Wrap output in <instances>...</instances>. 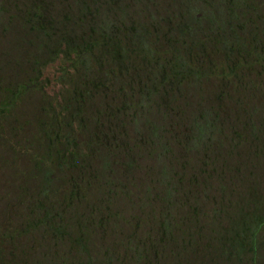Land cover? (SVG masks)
<instances>
[{"label": "trees", "instance_id": "trees-1", "mask_svg": "<svg viewBox=\"0 0 264 264\" xmlns=\"http://www.w3.org/2000/svg\"><path fill=\"white\" fill-rule=\"evenodd\" d=\"M188 1L185 10L158 18L131 12L120 0L68 1L76 12L59 17L43 13L36 0L20 11L44 61L36 58L29 80L7 91L0 119L24 94L42 92L40 69L55 60L58 93L43 96L38 131L44 149L36 158L40 182L34 192L26 190L31 199L22 207L24 224L0 225V264H112L106 253L102 261L90 257L95 220L86 216L84 205L98 198L80 192L96 183L105 194L100 183L112 170L110 163L127 157L124 167L132 169L144 154L159 162L156 179L142 189L147 206L156 205L150 207L157 211L150 224L155 236L146 231L143 239H127L116 264H164L169 258L175 261L168 264H195L199 257L215 264V246L223 264H258L264 225L258 204L240 205L217 243L197 236L202 224L197 194L208 184L198 177L206 172L210 149L231 119L229 103L235 135L253 141L264 135V103L251 102H264V0ZM252 69L257 78L247 83L246 71ZM210 82L216 84L213 92L206 87ZM192 93L204 101L189 104ZM158 112L166 114L164 123ZM191 153L201 156L198 173L188 171ZM57 180L61 185L54 187ZM107 219L101 215L97 222ZM186 223L192 230L180 231ZM35 231L87 259L27 260L14 241Z\"/></svg>", "mask_w": 264, "mask_h": 264}, {"label": "rangeland", "instance_id": "rangeland-1", "mask_svg": "<svg viewBox=\"0 0 264 264\" xmlns=\"http://www.w3.org/2000/svg\"><path fill=\"white\" fill-rule=\"evenodd\" d=\"M36 1L40 10L52 17H59L64 11L72 14L76 12L75 5L72 4L73 8L68 3V1L72 3L73 0ZM120 1L128 5L131 12L156 18L169 11L185 10L190 5L188 0ZM31 2L32 0H0V102H6L8 90L14 89L20 82L29 80L33 75L32 62L36 58L41 62L44 61L43 52L36 49V40L20 16V11L32 6ZM58 66L59 61L56 60L42 66L39 74L42 92L29 91L24 94L11 109L10 115L0 119V225L2 223L8 225L9 221L13 226L24 224L22 207L28 198L31 199V195L26 193V190L34 192L40 182L36 158L43 151L44 143L38 131V123L43 118L42 107L46 105L43 104L44 94L54 97L58 93L56 83ZM256 70L246 71L247 83L257 78ZM206 87L213 92L216 84L210 82ZM256 97L259 95L248 99ZM198 99V96L192 93L187 102L195 105L204 101ZM251 102L264 103L261 98L253 99ZM231 103L234 104L232 101ZM229 106L231 119L224 128L222 140L211 147L206 172L203 177H198V181L203 183L208 180V184L206 187H201L197 194L199 221L202 223L197 226L199 232L197 236L213 238L217 243L222 238L223 231L230 228L231 216L238 213L240 205L246 204L247 207L251 201L256 202L264 213V135L259 134L258 140L254 141L244 133L241 137L235 135L231 123L234 108L230 103ZM157 114L161 123H164L165 119L161 116L166 114L162 112ZM172 118L173 121H178V118ZM259 140H261L260 144ZM118 143L122 144L120 139ZM200 157L197 153L189 154L188 171L198 170ZM127 159L120 157L110 163L112 170L107 173L105 182L100 183V190L105 194H99L96 183H91L88 188L84 184V192L82 190L80 192L82 196L89 194L90 198H98L97 201L87 200L84 205L86 216L95 220L90 226L88 239L92 249L90 257L96 262L102 261L106 253L112 264H116L122 258V247L127 243V239L131 241H134V238L143 239L146 231L151 238L155 236L150 230V224L157 211L150 209L156 205L152 204L151 208L147 206L150 200L142 189L150 185V180L156 179L155 172L159 162L147 158L144 154L140 156L139 162L133 163L134 168L127 169L124 167ZM60 185V180L53 184L54 187ZM101 215L108 216V219L98 223ZM176 216L179 217L177 212ZM180 229V231L192 230L187 223L181 225ZM260 230L256 250L258 264H264V225ZM14 242L19 246V253L26 251V259L33 262L46 263L58 257H65L69 262L72 259L81 262L87 259L86 255L76 250H69L67 245L55 244L48 235L37 231L27 235L22 234ZM216 252L215 264H223L219 246L217 249L215 246V254ZM170 261L175 260L169 258L164 264ZM195 261V264H208L210 260L199 257Z\"/></svg>", "mask_w": 264, "mask_h": 264}]
</instances>
